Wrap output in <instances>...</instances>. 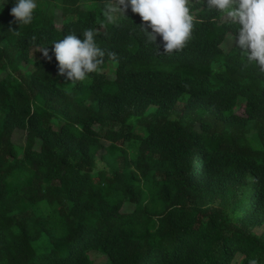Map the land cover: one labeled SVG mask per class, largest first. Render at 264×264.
Returning <instances> with one entry per match:
<instances>
[{"label": "trees", "instance_id": "16d2710c", "mask_svg": "<svg viewBox=\"0 0 264 264\" xmlns=\"http://www.w3.org/2000/svg\"><path fill=\"white\" fill-rule=\"evenodd\" d=\"M82 1L38 0L30 25L0 12V264H264V71L235 29L194 0L166 54L130 8L105 26ZM51 6L76 18L59 30ZM88 28L106 55L72 83L53 44Z\"/></svg>", "mask_w": 264, "mask_h": 264}, {"label": "clouds", "instance_id": "9594fccd", "mask_svg": "<svg viewBox=\"0 0 264 264\" xmlns=\"http://www.w3.org/2000/svg\"><path fill=\"white\" fill-rule=\"evenodd\" d=\"M8 2L0 0V12ZM206 4L207 10L224 15L235 29V34L229 33L230 46L235 45L249 63L264 71V0H206ZM38 6V0H13L10 11L13 22L30 25ZM129 8L142 22H147L135 27L143 34L146 44L156 45L159 37L164 52L171 54L182 50L190 40L195 20L190 0H106L105 26L125 18ZM96 35V30L88 28L82 33L83 39L72 33L53 44L58 75L76 83L98 71L106 52L98 46ZM39 52L44 58L52 59L48 47Z\"/></svg>", "mask_w": 264, "mask_h": 264}, {"label": "rangeland", "instance_id": "374dc122", "mask_svg": "<svg viewBox=\"0 0 264 264\" xmlns=\"http://www.w3.org/2000/svg\"><path fill=\"white\" fill-rule=\"evenodd\" d=\"M193 1L194 0H190V3H192ZM104 5H105V2L100 3V2H95V1H91V0H84L80 3L81 10L95 11L98 15V20H99V22H101V24L102 23L105 24V16H104V12H103ZM127 12H129V9L125 13H127ZM49 16H53L54 26L59 30L61 29L63 22L74 20L76 18V16H73V17L67 16V17L63 18L62 14H61V10L59 8H56V7L52 8V6H51V10L49 12ZM227 40H228L229 45H230L229 37ZM109 77H111V75ZM236 113L238 115H243V110L241 108L237 109ZM12 140H13L14 145L17 148H21L22 146H24V143H25V132L22 130H19V129L15 130ZM90 257H91L94 264H109L108 257L101 255L97 252H91Z\"/></svg>", "mask_w": 264, "mask_h": 264}]
</instances>
